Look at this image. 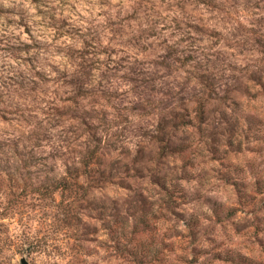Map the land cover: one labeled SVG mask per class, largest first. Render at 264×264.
I'll return each mask as SVG.
<instances>
[{"label":"rangeland","instance_id":"1","mask_svg":"<svg viewBox=\"0 0 264 264\" xmlns=\"http://www.w3.org/2000/svg\"><path fill=\"white\" fill-rule=\"evenodd\" d=\"M21 258L264 264V0H0V264Z\"/></svg>","mask_w":264,"mask_h":264},{"label":"trees","instance_id":"2","mask_svg":"<svg viewBox=\"0 0 264 264\" xmlns=\"http://www.w3.org/2000/svg\"><path fill=\"white\" fill-rule=\"evenodd\" d=\"M95 153H96L95 152V149H92L91 151H89V155H88V158L87 159L92 158L94 155H96ZM97 163H98V159H94L93 161H91V164L92 165L93 164H97ZM88 164H89V161L88 160H85L84 163H83V166L86 167Z\"/></svg>","mask_w":264,"mask_h":264},{"label":"water","instance_id":"3","mask_svg":"<svg viewBox=\"0 0 264 264\" xmlns=\"http://www.w3.org/2000/svg\"><path fill=\"white\" fill-rule=\"evenodd\" d=\"M21 264H27V262L25 261V259L24 258H21Z\"/></svg>","mask_w":264,"mask_h":264}]
</instances>
